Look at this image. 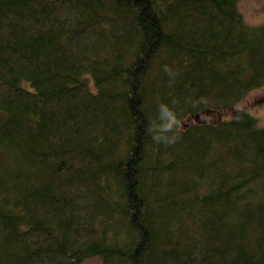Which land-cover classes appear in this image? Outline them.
<instances>
[{"label":"trees","instance_id":"obj_1","mask_svg":"<svg viewBox=\"0 0 264 264\" xmlns=\"http://www.w3.org/2000/svg\"><path fill=\"white\" fill-rule=\"evenodd\" d=\"M239 2L0 0V264H264Z\"/></svg>","mask_w":264,"mask_h":264},{"label":"rangeland","instance_id":"obj_2","mask_svg":"<svg viewBox=\"0 0 264 264\" xmlns=\"http://www.w3.org/2000/svg\"><path fill=\"white\" fill-rule=\"evenodd\" d=\"M245 23L254 27L264 22V0H240L238 4ZM239 108L250 110L259 125H264V84L250 91L238 104ZM191 120H188L190 122ZM97 259H90L84 264H95Z\"/></svg>","mask_w":264,"mask_h":264}]
</instances>
